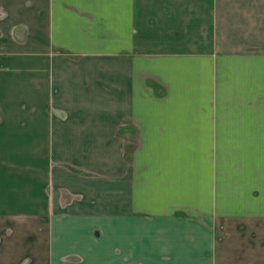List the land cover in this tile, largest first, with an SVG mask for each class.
<instances>
[{"label":"crops","instance_id":"1","mask_svg":"<svg viewBox=\"0 0 264 264\" xmlns=\"http://www.w3.org/2000/svg\"><path fill=\"white\" fill-rule=\"evenodd\" d=\"M0 205L10 264H264V0H0Z\"/></svg>","mask_w":264,"mask_h":264},{"label":"rangeland","instance_id":"2","mask_svg":"<svg viewBox=\"0 0 264 264\" xmlns=\"http://www.w3.org/2000/svg\"><path fill=\"white\" fill-rule=\"evenodd\" d=\"M59 55L60 53H58V56ZM61 57L65 59H70L73 61L79 60V56H74V55L72 56L61 55ZM0 206H3V205H0ZM15 221L16 220H11V217H8L6 219H0V246L2 249L4 248L5 250H7L6 248H8L7 252L4 251L5 253L2 252V254L0 255V261L4 259L3 264H10L12 263V261H14L17 258L16 256L17 254H19L18 247L22 248L21 246L22 243L19 239L21 238L22 235L26 240H29L28 242H31L32 240V229H33L32 221L26 220L24 222L23 221L20 222V224H23L22 226L23 231L21 230V235L19 236V238L17 237V234H16L18 223ZM24 247L26 248V246ZM3 254L4 256L2 257ZM25 261H28V260L25 259L24 262ZM22 262H20L19 264H22Z\"/></svg>","mask_w":264,"mask_h":264},{"label":"trees","instance_id":"3","mask_svg":"<svg viewBox=\"0 0 264 264\" xmlns=\"http://www.w3.org/2000/svg\"><path fill=\"white\" fill-rule=\"evenodd\" d=\"M126 159H129V157H126Z\"/></svg>","mask_w":264,"mask_h":264}]
</instances>
